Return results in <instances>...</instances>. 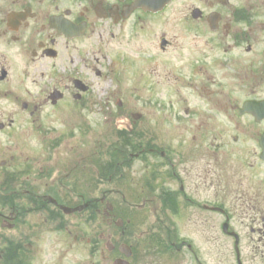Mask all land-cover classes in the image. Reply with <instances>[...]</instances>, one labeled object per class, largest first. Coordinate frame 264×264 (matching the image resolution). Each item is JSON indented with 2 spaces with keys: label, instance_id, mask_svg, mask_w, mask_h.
Here are the masks:
<instances>
[{
  "label": "flooded vegetation",
  "instance_id": "flooded-vegetation-1",
  "mask_svg": "<svg viewBox=\"0 0 264 264\" xmlns=\"http://www.w3.org/2000/svg\"><path fill=\"white\" fill-rule=\"evenodd\" d=\"M155 1L0 0V264H264V0Z\"/></svg>",
  "mask_w": 264,
  "mask_h": 264
},
{
  "label": "rangeland",
  "instance_id": "rangeland-1",
  "mask_svg": "<svg viewBox=\"0 0 264 264\" xmlns=\"http://www.w3.org/2000/svg\"><path fill=\"white\" fill-rule=\"evenodd\" d=\"M144 39L140 38V41H142V43L139 45V48H144L145 50H148L150 45H146V42L143 41ZM95 59L98 60V63L95 62ZM86 63L87 65L90 67V70L88 71H84L85 76L87 79H89V84L92 86L93 91L95 92V94L100 95L101 94V88L98 85V79L95 77L94 75V69L95 70H101V66L103 65L102 60L100 59V55L99 53H89V56H86ZM94 68V69H93ZM131 83H129V85H127V93H132V91L135 92H139L140 90L136 91V89L131 88ZM142 99L145 101H142L141 103H139L138 105H134L133 101H130V97H127L126 100V104L127 107L129 108V110L132 113H139L142 114V121H140L141 123L137 124V126L141 127L142 132L144 133V135L148 138L151 135H156L159 138V141L161 142V144L159 145V147H164L166 146L170 141L175 142L176 141V134H171V132H166V124L164 123V117H159L158 118V125L159 127L155 128V124L153 121V117L151 116L152 114H149L147 111H149L151 108L149 106V102H148V98L149 96V92L148 91H142L141 93ZM193 103V101H189V106H191ZM50 109L46 108V111L48 112ZM45 114V110L43 112L42 115ZM175 114H177V111H175ZM25 121L28 122V124H30L29 122L32 123V121H36L37 119H23ZM40 122V119H38ZM66 120V118L62 117V116H58L56 115V117L54 118V125L61 127L62 125H64V121ZM92 120H94L95 125H99L103 123V118L102 117H94ZM167 121V120H166ZM34 125V124H33ZM37 124H35L34 127H36ZM153 130V131H150ZM170 131V130H169ZM193 134H189L188 137L192 136ZM32 137V136H31ZM28 140L29 142V146L31 147H35L33 145L34 143V137H32ZM190 139L187 138V142ZM189 146L190 148H194L196 147V145L192 144L191 142H189ZM38 149L33 148L32 153L30 154L31 157H36L38 154ZM197 151V150H196ZM132 172L129 174L128 170H125L123 173L130 175L131 178L138 180L139 179V175L138 173L141 172V174H144V166H140L139 161L133 162L132 167H130ZM141 177V176H140ZM116 187V186H115ZM111 188H114L111 186ZM117 188V187H116ZM191 190L193 191V189L191 188ZM185 219H183L182 223L179 224V227L177 228L178 234H180V237L183 238H187V239H191L194 243V245L198 248H206L208 249V245L204 244L207 243V240H203V239H208V238H217L218 233L216 228L214 227V219L212 218L211 215L205 213L204 215L199 213V212H195V211H189V213L184 214ZM202 217L203 220L206 221V224L203 226L201 225L199 222L202 221ZM229 244L228 239H225L222 237V246H223V255H225L227 252L225 251L224 248H227L226 245ZM228 257V255H227ZM226 264H233L230 258H226V261H224Z\"/></svg>",
  "mask_w": 264,
  "mask_h": 264
},
{
  "label": "water",
  "instance_id": "water-1",
  "mask_svg": "<svg viewBox=\"0 0 264 264\" xmlns=\"http://www.w3.org/2000/svg\"><path fill=\"white\" fill-rule=\"evenodd\" d=\"M166 0H156L152 4L150 3L149 6L154 8V9H160L164 4Z\"/></svg>",
  "mask_w": 264,
  "mask_h": 264
}]
</instances>
